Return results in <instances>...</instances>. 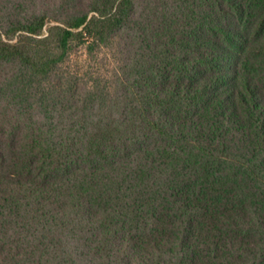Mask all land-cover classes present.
<instances>
[{
    "label": "trees",
    "instance_id": "trees-1",
    "mask_svg": "<svg viewBox=\"0 0 264 264\" xmlns=\"http://www.w3.org/2000/svg\"><path fill=\"white\" fill-rule=\"evenodd\" d=\"M0 264H264V0H0Z\"/></svg>",
    "mask_w": 264,
    "mask_h": 264
},
{
    "label": "rangeland",
    "instance_id": "rangeland-1",
    "mask_svg": "<svg viewBox=\"0 0 264 264\" xmlns=\"http://www.w3.org/2000/svg\"><path fill=\"white\" fill-rule=\"evenodd\" d=\"M105 58H107L106 51L88 55L85 46L81 45L70 54L69 58L63 64V67H67L71 71L80 74L92 71L106 75L112 68V62L110 59L104 61Z\"/></svg>",
    "mask_w": 264,
    "mask_h": 264
}]
</instances>
